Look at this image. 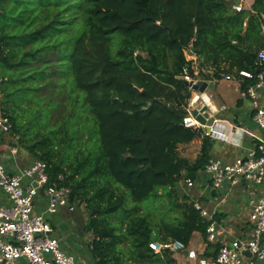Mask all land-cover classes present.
I'll use <instances>...</instances> for the list:
<instances>
[{
	"label": "trees",
	"instance_id": "1",
	"mask_svg": "<svg viewBox=\"0 0 264 264\" xmlns=\"http://www.w3.org/2000/svg\"><path fill=\"white\" fill-rule=\"evenodd\" d=\"M66 1L0 0L1 113L19 146L47 163L53 180L63 175L71 202L86 206L87 229L98 236L96 264L175 263L150 243L188 246L210 224L170 191L185 174L204 171L213 148L206 137L196 161L179 152L200 138L183 125L190 92L182 74L192 64L186 52L195 49L201 78L211 69L217 80L254 70L264 46V0L241 12L225 0ZM83 20L85 30L64 53L63 35ZM30 91L50 112L62 104L49 116L50 130L12 105L17 93ZM36 114L42 118L43 108ZM165 195L180 211L173 222H157ZM151 198L158 209L141 205Z\"/></svg>",
	"mask_w": 264,
	"mask_h": 264
},
{
	"label": "built area",
	"instance_id": "2",
	"mask_svg": "<svg viewBox=\"0 0 264 264\" xmlns=\"http://www.w3.org/2000/svg\"><path fill=\"white\" fill-rule=\"evenodd\" d=\"M231 4L235 12L244 10L243 0H225ZM264 38V26L261 29ZM191 66L183 69L182 79L191 84L187 86L190 92L186 116L183 125L187 129L197 131L200 138L218 139L228 141L236 129L255 142V145L243 156L237 157L233 162L227 163L219 158H210L204 170L205 175L212 182L215 189H223L226 185L235 188L242 183L250 187L261 185L264 182V46L258 52L254 70L243 69L238 72V78L246 88L241 96L249 99L255 113L254 120L260 133L249 129L238 128L217 115L226 110V107H216L207 92L194 89L204 82L200 77L199 63L191 60ZM227 81L235 80V76L225 74ZM2 80L0 79V85ZM203 108H207L202 112ZM196 112V114H194ZM202 114L214 117V124L207 126L197 119ZM209 129V130H207ZM12 122L9 117L1 113L0 94V190L7 196L8 202H0V264H78L76 258L65 252L61 242L55 234L52 217L63 212L73 214L80 202H71L72 189L64 185L65 177L59 175L53 180L47 163L32 160L28 165L18 166L20 146L19 137H12ZM10 135L12 142L3 144L2 138ZM230 141V140H229ZM3 150L7 151L14 165L8 166ZM187 185L194 186L189 174H185ZM253 196L249 202L250 221L254 224L251 236L246 240L237 239L230 244L225 243L219 249L214 259L199 260V264H253L251 259L243 255L249 251L256 260L264 261V196ZM39 207H41L39 209ZM200 215L209 219L207 227L208 240L219 241L217 238V225L214 214L205 209L198 201L194 203ZM150 247L157 254L165 252L177 253L187 251L188 246L181 241L169 240L167 242H152ZM189 259L198 260V253L194 250L188 252ZM174 264V263H172Z\"/></svg>",
	"mask_w": 264,
	"mask_h": 264
},
{
	"label": "crops",
	"instance_id": "3",
	"mask_svg": "<svg viewBox=\"0 0 264 264\" xmlns=\"http://www.w3.org/2000/svg\"><path fill=\"white\" fill-rule=\"evenodd\" d=\"M244 1V10L251 11L254 3L257 0H243ZM264 26V15H263V24ZM186 59L188 61H195V63H200L198 56L194 51L186 52ZM208 73L210 77L203 78L204 82H207L209 88L206 90L208 96L211 98L212 102L214 99L216 101H221V108L226 107L225 111L220 112L222 117L218 119H224L234 124L238 128L249 129L254 133H260L259 128L257 127L254 116L251 102L249 99H245L241 96L242 91V80L235 76V80L227 81L224 79L223 74L219 80L213 77V69L209 70ZM234 76V75H233ZM223 89L225 97L219 92L220 98L216 94H210L209 89ZM232 92L237 93L238 96L235 98L232 97ZM234 94V93H233ZM213 104L218 107L214 102ZM219 108V107H218ZM9 139V138H8ZM213 142V148L211 152V158H219L227 163L233 162L237 157L243 156L251 149L255 142L246 136L243 131L236 129L233 135L230 137V141H222L218 139H211ZM10 140L3 139V144L9 142ZM202 148V139L197 138L193 142L179 147V152L182 157L189 159L191 162H194L200 156ZM198 150L197 157H189L191 150ZM184 150L185 153H183ZM2 154L5 158V161L8 166L12 167L14 165L13 160L10 158V155L7 151L3 150ZM27 155L20 154L18 166L23 167L28 165L31 159H27ZM194 174V173H193ZM190 177V174H189ZM194 186L191 187L193 191L188 195L187 201L189 203L199 202L205 209L214 214V221L217 225V238L219 241L211 242L208 240V234L203 235L200 232H194L191 242L188 245L187 251H180L173 254L174 264H199V260L203 259H214L222 244L228 243L241 239H248L253 230L254 224L250 221V209L249 202L253 197L249 190L251 189L254 192L256 197L264 196V182L261 185H254L250 187L246 183L230 188L229 185H226L223 189H215L212 185V182L205 175L204 171H200L197 175L194 174L193 177H190ZM186 182L185 176L181 179V182ZM0 202L7 203V196L0 190ZM41 207H39L40 209ZM68 215L66 220L62 219L61 216ZM209 221V219H206ZM53 227L55 228L56 236L61 242V247L66 251L68 248V242L77 243L79 246V237L76 235L75 224L73 217L67 212H63L56 216L52 217ZM63 223L68 224V231L63 232L60 230L64 225ZM58 230V231H57ZM264 247V238L262 241ZM194 250L198 253V260L189 259L188 252ZM67 252V251H66ZM79 264H86L85 261H79ZM91 264H96V261ZM253 264H264V261L256 260Z\"/></svg>",
	"mask_w": 264,
	"mask_h": 264
},
{
	"label": "rangeland",
	"instance_id": "4",
	"mask_svg": "<svg viewBox=\"0 0 264 264\" xmlns=\"http://www.w3.org/2000/svg\"><path fill=\"white\" fill-rule=\"evenodd\" d=\"M59 1V6L60 7H64L68 4V2L66 0H58ZM86 26H85V22L83 20V23H76L73 24L71 26V30L68 34H64L63 35V40H64V45L62 46L64 49V53H67L68 51L72 50L73 46H74V42L76 40V38L85 30ZM117 37V36H116ZM50 60L56 61L58 59V55L55 53H51L49 55ZM54 68L57 67V65L55 64L53 66ZM223 89L220 90V88H216V89H209L208 92L210 94H216L219 98L220 96L218 95L219 92H221V94L223 95V97H225L224 92H222ZM234 93V94H233ZM235 96H238V94L235 92H232V97L235 98ZM40 99H42L40 97L39 94H36V92H27V93H17L15 95V98L12 102V105L15 108H19V112L22 114L23 117L25 118H33L36 121H40V124H42V126L48 127V130H50L53 126L51 125L49 116L50 114L58 111L61 108V105L56 103L54 105H52L50 108L53 109V111L50 112L49 108H48V103H44L43 101H41ZM31 101L32 103L29 105H27V102ZM219 108L221 107L222 102L221 101H216V99H214L213 101ZM9 105H11L9 103ZM43 108V117H39L36 114V109L37 108ZM218 117H222V114H219ZM59 118V114H53L52 117V123L54 124L55 121ZM20 121L24 122L25 124L26 121L23 120L22 118H20ZM26 126H29L28 124ZM32 128H36V126L33 125ZM37 130V129H35ZM11 135V134H10ZM10 135L6 134L3 139L6 140H10L9 142L13 141V138L10 139ZM9 138V139H8ZM15 141H19L17 140V138L15 139ZM19 145V144H18ZM20 154H24L27 155V159H33V157L30 156V154L25 151L23 148L20 147ZM183 153H185L184 150ZM198 150H191L190 152V156L191 159L197 157V153ZM199 157V155H198ZM172 192V196L174 198H176L180 203H184L185 201H187L188 195L186 193H191L193 190L190 189V187L187 185L186 182H181V183H177V185L172 188L170 190ZM162 192V191H161ZM158 201H160V206L157 205L158 203L154 200V198L148 199L146 201H144L141 205L143 207H147V206H155V208H163V211H160V215L163 216H156L158 218V221H160V219H163L165 221H171L173 222L175 220V217L178 216L180 214V211L178 209L172 208L169 198L165 195V197H162L161 199H158ZM159 206V207H158ZM73 217V221L75 224V228L76 231V235L79 237V246H77V243H72L68 242V248L66 247V251L68 254L73 255L76 258L77 263L79 264V261H85L86 264H91L94 263L96 261V255L95 252L93 251V242L98 239V236H96V233L92 230H88L87 227L89 225V213L88 210L86 208V206L84 204L77 206V210L75 213L73 214H69ZM121 215V213L119 214ZM62 219L66 220L68 218V215L65 216H61ZM63 227L60 229L63 232L68 231V224L63 223ZM58 231V230H57ZM56 234V233H55ZM109 240V239H108ZM123 247H126V244L122 245ZM65 251V252H66ZM131 264H137L136 261L132 260Z\"/></svg>",
	"mask_w": 264,
	"mask_h": 264
},
{
	"label": "water",
	"instance_id": "5",
	"mask_svg": "<svg viewBox=\"0 0 264 264\" xmlns=\"http://www.w3.org/2000/svg\"><path fill=\"white\" fill-rule=\"evenodd\" d=\"M192 50L195 51L194 48H192ZM185 84L187 86H191V84H189L188 82H185ZM208 88H209V85L207 82H202L198 86L194 87V89L199 90L200 92H205ZM206 110H207V108H203L202 112H205ZM194 114H196V112ZM206 117L207 116L202 115V114L197 115V119L201 123L206 124L209 127L212 126L214 124V120H215L214 117H210L208 120ZM207 130H209V129H207ZM193 176H194V174L190 173V177H193ZM243 255L246 256L247 258L251 259L252 262L256 261V258H254L253 255L249 251H243Z\"/></svg>",
	"mask_w": 264,
	"mask_h": 264
}]
</instances>
